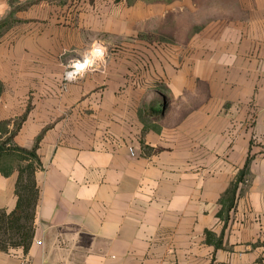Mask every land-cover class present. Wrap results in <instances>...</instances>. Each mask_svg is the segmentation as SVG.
Returning <instances> with one entry per match:
<instances>
[{
	"label": "crops",
	"instance_id": "crops-1",
	"mask_svg": "<svg viewBox=\"0 0 264 264\" xmlns=\"http://www.w3.org/2000/svg\"><path fill=\"white\" fill-rule=\"evenodd\" d=\"M242 3L158 45L143 0H0V121L23 117L12 143L39 159L32 242L0 264H264V0ZM99 35L116 56L64 88Z\"/></svg>",
	"mask_w": 264,
	"mask_h": 264
},
{
	"label": "rangeland",
	"instance_id": "rangeland-1",
	"mask_svg": "<svg viewBox=\"0 0 264 264\" xmlns=\"http://www.w3.org/2000/svg\"><path fill=\"white\" fill-rule=\"evenodd\" d=\"M242 1L245 0H153L150 3L156 8V14L150 19L142 20L143 33L139 38L155 40L158 45H178L186 43L203 31L209 33L222 31L236 22L237 18L243 16ZM14 7L17 6L14 5ZM105 38V35H99L96 40L103 41L105 44ZM109 39L110 48H107V59L109 56L110 58L116 56L117 53L113 52L118 48L116 37H109ZM141 59L143 57L138 54L137 60L141 62ZM126 72L131 75L135 74L133 68L126 69ZM63 75L62 86L65 88L69 82L63 80ZM160 87L164 90L162 85ZM18 123H20V117L14 118L7 127L11 130ZM4 128L0 125V142L8 136Z\"/></svg>",
	"mask_w": 264,
	"mask_h": 264
},
{
	"label": "trees",
	"instance_id": "trees-1",
	"mask_svg": "<svg viewBox=\"0 0 264 264\" xmlns=\"http://www.w3.org/2000/svg\"><path fill=\"white\" fill-rule=\"evenodd\" d=\"M133 1L127 0L128 3ZM143 1L152 2L153 0ZM3 26L4 21H0V28ZM22 118L20 117V121ZM11 122L12 119L0 121V125L5 127L4 132H8V136L0 142V158H6L17 170L14 189L16 203L9 211L0 209V252L16 247H21L23 251L28 250L34 232V214L38 193L34 179V172L39 166L36 144L30 149L13 144L12 136L19 123L10 130L8 127ZM0 170L6 171L1 166Z\"/></svg>",
	"mask_w": 264,
	"mask_h": 264
},
{
	"label": "clouds",
	"instance_id": "clouds-1",
	"mask_svg": "<svg viewBox=\"0 0 264 264\" xmlns=\"http://www.w3.org/2000/svg\"><path fill=\"white\" fill-rule=\"evenodd\" d=\"M108 49L100 40H94L86 52L69 59L64 73V79L73 83L82 79L89 71L99 70L106 63Z\"/></svg>",
	"mask_w": 264,
	"mask_h": 264
},
{
	"label": "built area",
	"instance_id": "built-area-1",
	"mask_svg": "<svg viewBox=\"0 0 264 264\" xmlns=\"http://www.w3.org/2000/svg\"><path fill=\"white\" fill-rule=\"evenodd\" d=\"M64 73H65V71H64ZM63 80H65V79H64V75H63ZM130 151H131V153L133 154V150H132V148H130Z\"/></svg>",
	"mask_w": 264,
	"mask_h": 264
}]
</instances>
